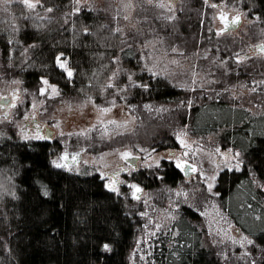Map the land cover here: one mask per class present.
Segmentation results:
<instances>
[{
    "label": "trees",
    "instance_id": "16d2710c",
    "mask_svg": "<svg viewBox=\"0 0 264 264\" xmlns=\"http://www.w3.org/2000/svg\"><path fill=\"white\" fill-rule=\"evenodd\" d=\"M182 1V7L189 9L162 22L159 33L150 34L164 39L169 48L194 53L216 44L233 55L248 40L264 38V0H214L240 1L242 8L258 16L259 28H251L242 39L231 34L216 37L209 31L212 9L202 0ZM70 2L55 0L57 6L47 18L13 4L15 29L5 17L0 19V77H17L27 102L37 96L43 79L67 96L101 101L118 58L125 59L126 70H133L128 58L133 54L124 48L136 37L126 39L115 32L101 10L68 15ZM44 6L49 9L48 2ZM194 9H200L199 14ZM259 59L245 65L248 72L240 73L239 65L217 68L213 90L185 92L166 77L141 72L135 73L139 84H128L127 75L119 81L127 85L126 103L137 125L103 142L100 149L125 145L176 149L178 132L188 126L194 136H213L243 158L240 169L219 172L215 189L223 210L253 240L245 254L236 249L235 255L224 257L213 246L200 214L183 207L171 232L156 248L155 264H251L252 259L254 264H264V127L250 125L241 114L232 120L236 115L233 103L219 96L222 87L262 78L263 59ZM61 60L73 72L71 78L59 66ZM254 95L251 101L261 103ZM59 146L47 139L25 141L16 127L0 125V264H131L137 223L127 212L126 200L106 188L97 174L53 167ZM159 173L173 187L183 179L172 162H164ZM134 179L148 185L154 182L146 174Z\"/></svg>",
    "mask_w": 264,
    "mask_h": 264
},
{
    "label": "rangeland",
    "instance_id": "374dc122",
    "mask_svg": "<svg viewBox=\"0 0 264 264\" xmlns=\"http://www.w3.org/2000/svg\"><path fill=\"white\" fill-rule=\"evenodd\" d=\"M54 1L29 0L35 5L29 8L24 0H0V19L5 17L15 29V25L11 24L14 19L13 4H21L40 18H47L48 13L57 6ZM202 1L212 9L213 23L209 31L214 32L216 37L221 36L223 29L221 13L229 18L238 15L242 17L241 28L231 32L235 38L242 39L249 35L251 28H259L258 16L250 9L242 8L238 4L240 1ZM47 2L51 12L49 9L44 10ZM70 4L72 9L68 15L84 9L101 10L107 25L115 32L126 39L136 37L135 40L131 38L124 48L133 54L128 57L132 59L133 72L123 66L124 58H118L117 70L108 83L109 90L101 96V101L94 97L67 96L56 85L43 79L37 96L27 102L28 98L23 97L22 82L17 77H0V98L19 97L15 107H0V125L16 127L19 136L25 141L47 139L46 130L50 129L53 132L50 141L60 145L52 159L53 167L75 174H97L106 188L123 196L128 214L137 223L136 244L130 255L131 264H155L153 256L156 248L162 245V239L171 232L183 207H190L200 214L211 242L219 253L222 252L228 258V255H235L236 249H241L242 255L253 240L223 210L215 189L220 171L240 169L243 158L239 151L225 149L213 136H194L188 126L178 132L176 149L157 150L130 145L118 149L100 148L103 142L133 131L137 125V118L126 103L127 85L119 84L123 75H127V83L132 85L139 84L135 81V73L141 72L154 78L166 77L173 86L185 92L213 90L217 84L212 76L214 71L220 67L228 68L233 59L241 67L240 73L248 72L245 62L252 54L249 48L263 45L264 38L248 40L233 55L216 44L194 53H186L178 47L169 48L164 39L150 35L160 31L162 22L171 21L180 12L189 9L182 7V0H71ZM199 10L194 9L198 14ZM61 62L66 63L64 60ZM242 82L222 87L219 96H227L233 103L232 110L236 115L232 116V120H238L241 114L245 122L250 121L247 122L250 125L264 127V84H258L262 78L254 82ZM52 87L57 89L58 94L52 93ZM259 87L263 92L260 93ZM255 93H258L256 96L261 103L251 101ZM102 109L109 111L104 112ZM127 153L139 158L136 168L126 161ZM164 162H172L176 168L177 163L186 162L194 166L196 172L185 177L180 170L183 179L173 187L166 184L159 173ZM56 164H63L64 167H56ZM144 174L154 179L153 184L134 179ZM136 188L140 191L137 192ZM253 260L251 264L255 263Z\"/></svg>",
    "mask_w": 264,
    "mask_h": 264
},
{
    "label": "flooded vegetation",
    "instance_id": "af4514ba",
    "mask_svg": "<svg viewBox=\"0 0 264 264\" xmlns=\"http://www.w3.org/2000/svg\"><path fill=\"white\" fill-rule=\"evenodd\" d=\"M238 16L240 17V20L239 21H241L240 26L238 28H236V29L227 31L229 28L232 27V25L230 24L229 27L227 28V30H224L225 29V25L223 23V29L221 30V34H231V32L238 31L241 28V26L243 24V20H242V17L240 15H238ZM234 17H236V16H234ZM234 17H232V18H234ZM232 18H229V16H228L229 22L232 20ZM259 46L260 45L249 48V50L252 52V54L250 53V56L247 58V60L245 62V65H247L249 63V61L252 60V59H257V57H259V56L263 57V58H260V59H263V77H262V82L261 83H258V84H264V44H263V49L262 50H259L258 49ZM230 62H231V66L239 65L233 59ZM249 82H252V81H249ZM259 90H260V93L263 92V89L260 88V87H259ZM18 98L19 97H17L15 95L13 97V99L7 98V99L0 100V107L1 108H5L6 107L5 105H7V108L11 109V108H13V107L16 106L15 101ZM125 159L129 163V160L131 159V156L129 155V153L125 154Z\"/></svg>",
    "mask_w": 264,
    "mask_h": 264
},
{
    "label": "snow or ice",
    "instance_id": "6c2138e0",
    "mask_svg": "<svg viewBox=\"0 0 264 264\" xmlns=\"http://www.w3.org/2000/svg\"><path fill=\"white\" fill-rule=\"evenodd\" d=\"M77 2H78V0H77ZM24 3L27 4V6H28L29 8H33V7H35L34 4H32V3L29 2V0H24ZM213 7H216V5H213ZM49 11H51V9H49ZM220 19H221V21H222V22L224 23V25H225V29H224V30H227V28L229 27L230 24H231L232 26L238 24V23H239V20H240V17H239V16H236V17L232 18V20L229 22L228 17H227L225 14L221 13ZM57 59H58V61H59L60 58L58 57ZM59 66H60L61 68H63V69L66 71L67 76H68L69 78L72 77L73 72L67 68L66 63L61 62ZM43 83H44V84H47V81H44ZM52 93H53V94H58L57 89H56L55 87H52ZM0 99H7V98H6V97H3V98H0ZM102 111L107 112V111H109V109H102ZM182 143H183V142H182ZM65 159H67V157H65ZM54 163H55V162H54ZM56 167H64V165H63V164H56ZM177 167H181V168H182L183 165L180 164V163H177ZM134 187H135V186H134ZM209 187H211V185H210ZM136 191L139 192L140 189H139V188H136ZM45 194H47V193H45ZM104 247L107 249L108 246L105 245Z\"/></svg>",
    "mask_w": 264,
    "mask_h": 264
},
{
    "label": "water",
    "instance_id": "95a60500",
    "mask_svg": "<svg viewBox=\"0 0 264 264\" xmlns=\"http://www.w3.org/2000/svg\"><path fill=\"white\" fill-rule=\"evenodd\" d=\"M240 24H241V21H239L238 24H236V25L232 26L231 28H229L227 31H230V30H233V29L238 28L240 26ZM258 49L259 50H262L263 49V45H260L258 47ZM52 135H53V132L50 129L47 128V130H46V137H47V139L50 140L51 137H52ZM138 160H139L138 157H131V159L129 160V163L133 167H137ZM182 165H183V167L182 168L181 167H178V169L182 171V173H183V175L185 177H189V176H192V175L195 174L196 168L194 166H192L191 164L186 163V162L185 163L183 162Z\"/></svg>",
    "mask_w": 264,
    "mask_h": 264
}]
</instances>
